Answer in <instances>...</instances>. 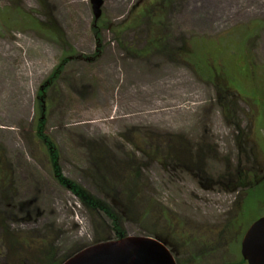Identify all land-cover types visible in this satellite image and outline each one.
<instances>
[{
	"label": "rangeland",
	"instance_id": "obj_1",
	"mask_svg": "<svg viewBox=\"0 0 264 264\" xmlns=\"http://www.w3.org/2000/svg\"><path fill=\"white\" fill-rule=\"evenodd\" d=\"M43 3L67 46L16 19L6 21L23 14L43 19L38 0H0V164L11 181L0 190V224H9L15 236L48 233L58 259L64 260L96 237L117 238L108 217L99 211L91 215L56 182L35 136L39 94L48 75L63 56H90L95 46L89 0ZM149 4L155 2L103 1V54L95 62L71 59L56 87L46 89L45 130L58 145L63 174L101 198L107 194L93 178L94 155L106 171L122 172L128 169L127 155H133V146L122 137L128 130L137 140L157 142L158 157L169 141L172 156L182 158L184 165L190 157L192 166L185 169L170 157L158 161L135 154L143 158L145 199L125 212L122 203L108 200L120 215L125 235L154 232L166 237L179 264H242L240 236L264 215V172L256 170L252 159L260 156L253 146L261 127L253 117L254 96L260 92L253 90L252 78L257 86L264 81V0H169L162 5L164 48L141 55L145 27L128 29L127 16L132 6ZM121 21L126 25L116 28ZM244 31L248 50L230 35L237 33L238 38ZM190 39L207 43L210 57L205 50L200 58L207 59L208 70L212 66L218 84L238 96L231 118H224L212 83L186 61ZM218 40L223 46L219 42L216 49ZM122 44L130 48L126 51ZM181 46L184 50L175 55ZM143 146L148 151V145ZM237 168L252 186L248 190L237 184ZM191 252L199 255L187 260Z\"/></svg>",
	"mask_w": 264,
	"mask_h": 264
},
{
	"label": "trees",
	"instance_id": "obj_2",
	"mask_svg": "<svg viewBox=\"0 0 264 264\" xmlns=\"http://www.w3.org/2000/svg\"><path fill=\"white\" fill-rule=\"evenodd\" d=\"M41 8V15L43 19H34L32 20L26 16L25 14L19 16V20L17 18L13 17H7L8 20L12 21V23H15V19L18 22L19 25L36 29L38 32L45 35V37L56 40L60 38V43L63 46H67L65 40L62 39L61 32L59 28L55 26L54 23V17L51 12L46 11V8H44L43 0H38ZM145 1V0H143ZM147 1H153L155 4H149V5H142L137 7V5L132 6L131 12L128 14L127 17L131 19L129 28H144V39L145 44L139 49L141 52V55H145L147 52L151 50L154 51L156 49L164 48V39L161 38V33L163 31V18L165 14V8L166 6H162L164 3L167 5L169 0H147ZM158 2V3H157ZM133 22V23H132ZM127 21H121L119 25L115 26L116 28L119 26H122V24L126 25ZM133 25V26H131ZM107 26H110V24H107ZM131 26V27H130ZM101 26L98 24L92 25V33H95L93 37H95V46L93 54L90 56H83L81 54H73V55H65L63 56L58 64L52 69V72L50 75H48L46 81H45V90H41L39 94V101L38 106L40 110V114L35 118L34 121V132L35 136L37 137L39 143L44 149V154L49 162L50 165V171L53 176V178L56 180V182L69 190L79 201V203L82 205V207L90 212L91 215H96V211L102 212L106 217H108L111 220V226L112 231L114 232L115 238H119L122 236H125V231L121 228V218L120 215L115 211V208L113 204L108 202V200H112L113 202L117 203L120 202L123 204L122 211L130 210L131 208L138 207L142 200L145 199L144 195L142 194V186H141V162L142 157L139 158L135 157L136 153H143L145 158L151 160L152 158H157L158 161H161L163 159L167 160L168 157L173 158V160L176 162V164L183 166L186 168H189L192 166V158L188 157L186 158V165L183 164L182 158H176L173 157L171 152V146L170 142L167 141L166 145L168 148H166L162 153L161 156H157V148L158 143L155 142L154 144H151L150 142H147L145 139V142L143 138H138L131 134L129 131L125 134H122V137L129 142L133 146V152H131L133 155H127V166L128 169L125 171L120 172V168L115 170L114 173L106 171L107 167L104 164H101L99 155H94L92 158V165L90 166V169L93 171V178H95L98 183H100L101 187L103 188V191L106 192L107 195H103L101 197H97L93 194H91L84 186H82L81 183L70 179L66 175L63 174L62 166H61V160H60V152L58 145L55 143V141L51 138V136L48 134V132L45 130V124H46V111L48 110V105L46 104V101L44 99V96H47V91L49 89L55 88L57 81L59 77L61 76V73L63 72V69L67 62L70 61V59H83L85 61L95 62L98 60L102 54H103V39L100 36L101 33ZM136 30V29H135ZM123 31L120 32V35ZM234 37V39H237V42L240 43L241 41L244 42V46L242 49L248 50V41L249 39L246 36V33L244 31V34H240L237 38V33H231ZM232 37V38H233ZM119 42L118 36H116V39ZM189 46H191V51L188 53L187 60L192 66L195 71V73L203 80L210 81L214 88L216 89V97L219 106L221 107L222 114L224 118H231L233 116V112L231 113L230 110H232V104L234 100H237L238 96L233 94L231 95L227 89H225L221 84L215 80L217 77V74L212 71V66L208 70V62L207 59L204 58L202 60L200 58V53L203 51L208 52V58L210 57V53L212 51H208L207 43H202L201 40L196 39H190L189 40ZM219 42H222L218 40L216 49L220 48ZM220 45V46H219ZM223 46V42H222ZM122 47L127 51L130 47H126L124 44H122ZM137 47V46H136ZM181 48V49H180ZM180 48H176L174 51L175 55L178 54L180 51L184 50V46H181ZM134 49L131 50L133 52ZM215 52V51H214ZM173 53V54H174ZM216 60L220 62L221 58L216 57ZM214 59V60H215ZM251 60V59H250ZM252 62V60H251ZM211 72H213V77H211ZM214 80V81H213ZM47 89V91H46ZM231 92V91H230ZM225 94L228 95L226 99H229L230 101H225ZM41 103V104H40ZM171 140V139H170ZM181 144L182 141H177ZM143 143L148 145V151H145L143 149ZM201 159H197L195 162V165L198 166L199 161ZM235 176L237 180V184L240 185L241 189H245L248 187V183H245L240 176H242V171L240 169H236ZM227 174H230L229 172H226ZM238 173V174H237ZM239 175V176H238ZM10 183L9 178V172L4 171L3 166L0 164V190L4 192V186L3 183ZM10 191H11V185H9ZM119 194V195H118ZM117 196V197H116ZM119 196V197H118ZM5 214V213H4ZM166 218V217H165ZM2 218H0L1 221ZM9 224H0L1 227V237H0V264H61L63 260L58 259L57 250H55V243L53 238L50 236L48 237V233L43 235L42 237H33L32 235H13L10 230H12L9 226ZM150 236L156 237L161 241L165 242L166 237H162V235L150 232L148 234ZM108 238H100L96 237L94 242L104 241L108 240ZM231 251V250H230ZM57 252V253H56ZM74 251L73 253H75ZM232 252V251H231ZM55 253V254H54ZM72 253V254H73ZM71 254V255H72ZM204 254V253H201ZM29 255V256H28ZM198 253L189 254V259H196L198 256ZM69 257V256H66ZM65 259V258H63ZM240 260V261H239ZM239 263L245 264V261L242 258H238ZM229 263V262H228ZM231 263V262H230ZM227 264V263H226Z\"/></svg>",
	"mask_w": 264,
	"mask_h": 264
},
{
	"label": "water",
	"instance_id": "obj_3",
	"mask_svg": "<svg viewBox=\"0 0 264 264\" xmlns=\"http://www.w3.org/2000/svg\"><path fill=\"white\" fill-rule=\"evenodd\" d=\"M94 19L101 15L103 0H90ZM241 255L248 264H264V216L254 221L241 240ZM63 264H176L168 249L158 240L127 236L89 245Z\"/></svg>",
	"mask_w": 264,
	"mask_h": 264
},
{
	"label": "flooded vegetation",
	"instance_id": "obj_4",
	"mask_svg": "<svg viewBox=\"0 0 264 264\" xmlns=\"http://www.w3.org/2000/svg\"><path fill=\"white\" fill-rule=\"evenodd\" d=\"M254 81V91L257 92L259 91L260 95H255L254 96V113L253 117L255 120V124L261 123L260 127V134L259 137L255 139V143L253 146H255V149L257 153L260 152L259 160L256 159L255 156L253 155L252 159L254 161V166L257 169H260L261 171L264 172V81H259L258 86L256 84V77L253 79Z\"/></svg>",
	"mask_w": 264,
	"mask_h": 264
}]
</instances>
